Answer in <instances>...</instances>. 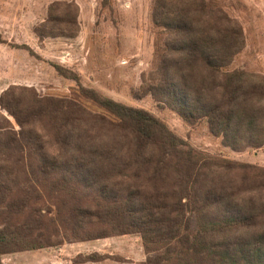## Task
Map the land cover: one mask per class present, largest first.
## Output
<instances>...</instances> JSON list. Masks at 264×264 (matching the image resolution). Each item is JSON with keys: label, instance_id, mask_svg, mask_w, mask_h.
<instances>
[{"label": "trees", "instance_id": "trees-1", "mask_svg": "<svg viewBox=\"0 0 264 264\" xmlns=\"http://www.w3.org/2000/svg\"><path fill=\"white\" fill-rule=\"evenodd\" d=\"M62 4L50 6L40 37L74 36L73 6ZM62 6L66 14L52 13ZM151 22L158 42L142 95L187 125L204 123L233 151L264 147V79L227 70L244 48L240 24L209 0H153ZM53 66L106 114L58 98L36 97L26 110L13 89L1 94L18 130H0V257L60 247L50 235L61 228L76 242L137 235L146 254L163 248L143 264H264V169L197 152L148 112ZM41 191L65 195L45 232Z\"/></svg>", "mask_w": 264, "mask_h": 264}, {"label": "rangeland", "instance_id": "rangeland-1", "mask_svg": "<svg viewBox=\"0 0 264 264\" xmlns=\"http://www.w3.org/2000/svg\"><path fill=\"white\" fill-rule=\"evenodd\" d=\"M209 1L236 20L243 31L244 48L227 70H240L264 79V0ZM152 2L0 0V96L5 90L13 89L16 97H22L21 106L26 110H35L31 103L36 97L58 98L77 102L92 113L105 115L103 109L79 94L74 80L56 72L53 65H59L78 76L79 84L84 88L148 112L195 151L214 159L264 169V147L233 151L224 147L219 138L211 136L204 123L187 125L170 109L157 105L150 96L142 95L143 81L154 68L158 42L157 29L151 22ZM61 3L73 6L71 10L77 26L74 36L40 37L39 31L46 25L50 6ZM63 7L52 13L66 14L68 11ZM36 129L39 130L38 126ZM0 130H18L14 118L2 108ZM236 180L240 183V177ZM47 194L41 191V201L34 205L38 210L35 218L40 215L46 219L42 226L44 232L45 225L51 227L47 224L48 218H56V205L65 202L64 194L59 196L62 201L48 198ZM254 194L256 192H251L245 197ZM2 220L0 228L5 226ZM263 221L264 218L260 219L257 225ZM68 234L60 228L58 234L50 235L51 240L62 242L60 247L4 254L0 257L1 264H74L77 255L92 253L109 258L85 264H143L147 258L163 253L161 248L146 254L137 235L76 242Z\"/></svg>", "mask_w": 264, "mask_h": 264}]
</instances>
